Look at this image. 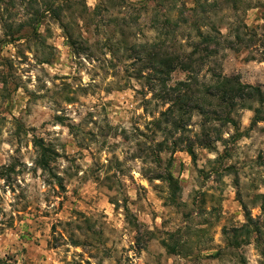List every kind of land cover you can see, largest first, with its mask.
I'll return each instance as SVG.
<instances>
[{"label": "rangeland", "instance_id": "1", "mask_svg": "<svg viewBox=\"0 0 264 264\" xmlns=\"http://www.w3.org/2000/svg\"><path fill=\"white\" fill-rule=\"evenodd\" d=\"M199 33L264 98V0H0V261L264 264V102L179 104Z\"/></svg>", "mask_w": 264, "mask_h": 264}, {"label": "trees", "instance_id": "2", "mask_svg": "<svg viewBox=\"0 0 264 264\" xmlns=\"http://www.w3.org/2000/svg\"><path fill=\"white\" fill-rule=\"evenodd\" d=\"M199 35L203 38V40L201 45L196 46V64L194 65L192 60L190 63L186 64V70H189L193 75L196 74V97L192 93H187V95H184L181 99H179V104H186V102H192L196 99V112L204 115V118L210 122L213 121V119H210V117L207 116L206 110L208 106H216L218 103L220 106L222 104H226V107L229 108V112L231 113L232 110L237 108L252 110L254 109V102L263 103L264 98L261 87L244 85L238 78L225 77L223 75L217 74L215 71H211V79L207 83L205 81L200 82L199 78L201 72L203 71L204 67L209 64L208 59L211 56L216 55L218 52L212 49V45H214L213 43L215 42L213 36H204L203 33H199ZM215 43L217 44V42ZM194 54L195 53H193V55ZM190 58H192V54L190 55ZM176 62L168 58L167 60L163 61V63L158 65H162L165 68V71L171 73L177 69H180L182 66L181 62ZM159 70H161L162 73V69ZM191 70H195L194 73ZM207 95L213 96V98H215L217 101H214V103L213 101H207ZM255 113V121H258L260 112L256 110ZM215 114L217 116V113ZM214 120L216 121V119ZM221 122L232 125L237 131V137L234 138V140L239 139L241 135L239 133L238 124L230 114L222 119ZM40 148L43 147L40 145ZM207 148H211V146L208 145ZM43 151L44 153L46 152L45 149H43ZM190 153L193 154L192 150H190ZM0 264L12 263L8 262V260H3L0 261Z\"/></svg>", "mask_w": 264, "mask_h": 264}]
</instances>
